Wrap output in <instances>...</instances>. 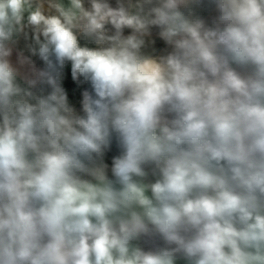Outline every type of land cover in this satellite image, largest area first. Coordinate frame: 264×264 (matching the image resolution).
<instances>
[{
	"label": "clouds",
	"instance_id": "clouds-1",
	"mask_svg": "<svg viewBox=\"0 0 264 264\" xmlns=\"http://www.w3.org/2000/svg\"><path fill=\"white\" fill-rule=\"evenodd\" d=\"M0 264H264V0H0Z\"/></svg>",
	"mask_w": 264,
	"mask_h": 264
},
{
	"label": "crops",
	"instance_id": "crops-1",
	"mask_svg": "<svg viewBox=\"0 0 264 264\" xmlns=\"http://www.w3.org/2000/svg\"><path fill=\"white\" fill-rule=\"evenodd\" d=\"M65 86L67 90L69 91L70 98L73 100H79L80 98V92H81V87H78L72 80L70 76V67L67 70V78L65 80ZM83 87H87L84 85Z\"/></svg>",
	"mask_w": 264,
	"mask_h": 264
}]
</instances>
